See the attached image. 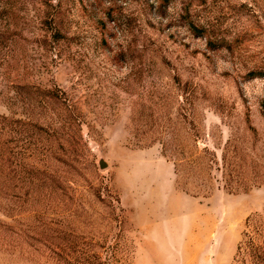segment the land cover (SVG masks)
Here are the masks:
<instances>
[{"label":"rangeland","instance_id":"rangeland-1","mask_svg":"<svg viewBox=\"0 0 264 264\" xmlns=\"http://www.w3.org/2000/svg\"><path fill=\"white\" fill-rule=\"evenodd\" d=\"M261 218L264 0H0V264H233Z\"/></svg>","mask_w":264,"mask_h":264},{"label":"trees","instance_id":"trees-1","mask_svg":"<svg viewBox=\"0 0 264 264\" xmlns=\"http://www.w3.org/2000/svg\"><path fill=\"white\" fill-rule=\"evenodd\" d=\"M233 264H264V221L248 226Z\"/></svg>","mask_w":264,"mask_h":264},{"label":"water","instance_id":"water-1","mask_svg":"<svg viewBox=\"0 0 264 264\" xmlns=\"http://www.w3.org/2000/svg\"><path fill=\"white\" fill-rule=\"evenodd\" d=\"M104 167H105V165L102 164V165H101V168L104 169Z\"/></svg>","mask_w":264,"mask_h":264}]
</instances>
